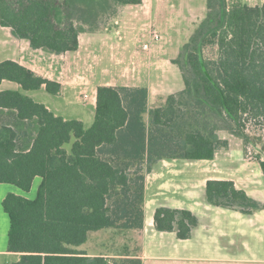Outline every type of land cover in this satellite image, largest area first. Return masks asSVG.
Segmentation results:
<instances>
[{
	"label": "trees",
	"instance_id": "16d2710c",
	"mask_svg": "<svg viewBox=\"0 0 264 264\" xmlns=\"http://www.w3.org/2000/svg\"><path fill=\"white\" fill-rule=\"evenodd\" d=\"M143 1L0 0V24L33 50L62 55L78 51L80 35L99 32L120 7ZM207 7L173 60L184 89L150 109L147 88L100 86L89 127L25 94L45 87L56 96L60 84L15 61L0 63V84L20 87L0 91V185L29 193L41 178L34 199L9 193L3 200L10 220L7 252L19 256L10 264H109L81 248L93 233H142L145 179L156 163L213 160L228 147L221 131L245 141L244 122H264V4L229 7L227 0H208ZM208 43L218 46V59L204 57ZM206 199L245 215L264 209L233 181L208 180ZM154 220L157 231L181 240L199 225L191 211L168 207H159ZM124 259L142 264L136 255Z\"/></svg>",
	"mask_w": 264,
	"mask_h": 264
},
{
	"label": "crops",
	"instance_id": "0c3cea01",
	"mask_svg": "<svg viewBox=\"0 0 264 264\" xmlns=\"http://www.w3.org/2000/svg\"><path fill=\"white\" fill-rule=\"evenodd\" d=\"M145 2L146 0L141 5L120 7L118 15L112 20L113 25L110 30L81 34L78 51L62 55L33 50L28 41L17 39L10 28L0 24V63L15 61L36 74L60 84L61 92L56 96L48 94L45 87L38 91L55 99L49 101L44 97L40 103L45 104L59 116H62L61 108L71 110L73 105L68 101L63 102L61 108L54 107L57 98L64 100L62 96H67L70 91L76 92L81 88L87 91L91 96L87 108L80 111L77 118L62 116L66 119L81 120L87 127L91 126L95 120L97 89L100 86L147 88L149 108L162 107L164 104L161 98L162 89L167 87L165 79L174 67L178 66L173 64L176 58L166 56V44L153 42L150 52L143 51L142 48L137 53L133 52L135 41L143 42V44L149 41L147 30L150 25L142 24L146 18L150 17L161 33L159 18L154 16L152 6L148 7ZM227 2L233 6L264 4V0H227ZM113 32L119 35L118 41L112 36ZM134 36L137 37L134 38ZM104 65L106 68H103ZM5 90H19V85L4 81L0 84V91ZM86 114L89 115V119H85V116L88 118ZM219 135L221 137L220 133ZM230 148V141H228V147L220 149L213 160L217 159L220 151L229 152ZM213 160H162L156 163L152 171L146 175L145 225L141 233L140 250L136 255L142 264H264V214H261L264 209L252 215H245L237 210L209 204L206 199L207 181H232L210 178L206 175L199 176L200 163ZM183 162L185 163L181 164ZM37 179L41 181V178ZM233 182L238 189L243 190L237 182ZM244 191L264 205L262 200L254 197L247 190ZM159 207L189 210L194 213L199 219V225L193 230L192 237L181 240L175 232L157 231L154 216ZM259 240V245L253 244ZM89 242L81 249L91 258L101 256L111 259L134 256L128 253L123 256L102 252L91 253L88 250ZM7 248L0 249V264L6 261V257L13 256L16 261L19 259L17 254L8 253Z\"/></svg>",
	"mask_w": 264,
	"mask_h": 264
},
{
	"label": "rangeland",
	"instance_id": "374dc122",
	"mask_svg": "<svg viewBox=\"0 0 264 264\" xmlns=\"http://www.w3.org/2000/svg\"><path fill=\"white\" fill-rule=\"evenodd\" d=\"M145 4L148 7L152 6L151 9L154 16H157L161 22L159 30L164 39L155 43L161 45L166 44L165 53L168 58H178L181 50L190 41L208 13V0H146ZM228 6L232 7L233 5L228 3ZM113 19L114 18L110 19V21L101 22L100 30H110L113 25ZM153 23L154 21L150 17L142 22V24H148L152 29L157 30ZM112 36L116 41L119 40V35L116 32H113ZM136 37L137 36H134V38ZM135 42L133 52L137 53V51L142 48L143 42ZM98 48L101 49L100 45H98ZM203 54L208 60L218 59V46L214 43H208L204 47ZM104 67L106 68V65H104L103 68ZM165 82L167 87L162 89L163 95L161 97L164 100V104L170 95L182 91L185 87L182 73L176 66L169 76L166 77ZM84 92L85 90L82 88L76 90V92L70 91L67 96H62L65 101L57 98V101L54 102V107L59 106L61 108L63 102L70 101L69 104L73 105L71 110L61 108L60 114L62 116L68 115L77 118V114L87 108L88 105V103H85L83 100ZM25 94L33 97L39 102L42 101L44 97L49 101L55 100L53 97L46 96L38 91ZM85 119H89V115L88 118L85 116ZM87 123L90 122L87 121ZM244 124L248 136L247 139L244 141L230 134L228 131H221V137L230 141V151H220L216 160L202 161L200 163L201 165L198 166V173L199 176L206 175L210 178H223L235 181L243 190H247L254 197L264 202V174L259 165V161H264V122L247 120ZM184 163L185 162L181 164ZM40 182V179H37L29 193L23 192L14 185H0V249H6L8 246V231L10 227L9 217L3 209V199L9 193H15L33 199L37 194ZM261 214H264V211H262ZM253 244L259 245L260 240L253 242ZM140 245L141 234L138 232L107 230L91 235L88 250L91 253L102 252L104 254H113L116 256H123L125 253H128V255H138ZM107 260L109 264H115L116 262L122 264V261L126 259L112 257ZM15 261V257L13 256L6 257V261L3 262V264H10Z\"/></svg>",
	"mask_w": 264,
	"mask_h": 264
},
{
	"label": "built area",
	"instance_id": "2783aa9c",
	"mask_svg": "<svg viewBox=\"0 0 264 264\" xmlns=\"http://www.w3.org/2000/svg\"><path fill=\"white\" fill-rule=\"evenodd\" d=\"M147 35L149 37V41L144 43L142 48L144 51L150 52L152 43L161 41L162 35L156 29H152V27H149V29L147 30ZM83 100L85 103H88L91 100V96L87 91L83 93Z\"/></svg>",
	"mask_w": 264,
	"mask_h": 264
},
{
	"label": "water",
	"instance_id": "95a60500",
	"mask_svg": "<svg viewBox=\"0 0 264 264\" xmlns=\"http://www.w3.org/2000/svg\"><path fill=\"white\" fill-rule=\"evenodd\" d=\"M92 261V260H91Z\"/></svg>",
	"mask_w": 264,
	"mask_h": 264
}]
</instances>
